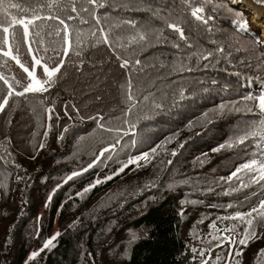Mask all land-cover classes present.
<instances>
[{"label":"trees","instance_id":"obj_1","mask_svg":"<svg viewBox=\"0 0 264 264\" xmlns=\"http://www.w3.org/2000/svg\"><path fill=\"white\" fill-rule=\"evenodd\" d=\"M11 4L27 8L26 18L36 9L69 27L65 33L59 20L35 21L43 42L33 33L31 47L65 64L47 92L8 96L0 111V264H206L216 258L213 250L229 246L226 235L242 232L243 239L246 223L221 218L247 213L264 200V181L252 182L264 164V133L237 142L245 129L264 121V58L259 30L239 8L244 0H97L102 7L88 0H4L0 19L17 13ZM194 7L203 9L202 20L191 15ZM153 39L162 51L147 56L141 49ZM20 47L30 67L29 45ZM124 61L127 68L120 67ZM36 74L45 79L41 67ZM0 75L15 91L23 90L16 80L28 81L15 60L2 55ZM7 94L0 80V102ZM89 117H102L103 127ZM146 135L151 155L145 164L130 163L144 156L136 142ZM220 145L225 147L214 151ZM157 163L158 186L120 188L134 169L139 175ZM73 172L81 174L69 180ZM200 173L199 187L191 180ZM157 189L163 193L157 202H144ZM186 195L202 199L188 200L186 209ZM263 226L264 219L256 218V235L246 246L238 239L244 264H264ZM123 244L130 247L119 259ZM32 252L39 255L26 263Z\"/></svg>","mask_w":264,"mask_h":264},{"label":"snow or ice","instance_id":"obj_2","mask_svg":"<svg viewBox=\"0 0 264 264\" xmlns=\"http://www.w3.org/2000/svg\"><path fill=\"white\" fill-rule=\"evenodd\" d=\"M39 2V0H37ZM259 3L264 4V0H258ZM88 3L90 5H96L97 7H102L103 5H98L97 0H88ZM12 8L18 9L17 13L15 15H11L10 19H0V55L3 57H6L11 60H15V62L19 65V67L23 70L24 73L27 74V78L29 80V83L26 85L22 84L21 81L16 80V84L20 85L22 87V91H15L14 85L9 83V80L3 76L0 75V80L4 81V83L8 86V94L3 98V102H0V111H4L5 106L8 104V96L17 95V96H23L28 93H44L47 92L55 83V77L57 73L61 71V68L65 64V60L61 58L59 61H56L54 58L49 57L48 59H45L44 57L39 55L38 49H33L31 47L32 43H36V41L33 39V33L35 36L40 37V42H43V37L41 36V33L39 31H35L37 25L35 24V21L37 20H46V19H52V20H59V23L61 25L65 26V33H67V29L69 25L66 24L65 19L61 18L60 16L56 14H50L47 17H41L36 9L32 10V15L30 18H26V13L28 12L27 8H21L19 4H11ZM46 7H53L52 4L45 5ZM0 8H4V0H0ZM5 13H7V9H4ZM71 11L73 13L78 12V9L76 8L75 4L73 3ZM84 11H87V9H84ZM203 12L202 8L194 7L191 10V15L197 19L202 20L203 17L201 13ZM68 20L74 19L73 16L69 15L67 17ZM83 23H87V21H82ZM99 22V21H97ZM170 27L174 28L176 31H181L179 28L176 27V25H169ZM238 28L241 31L246 30L247 28V22L243 21L238 23ZM22 29V31H21ZM56 35H60L59 30H57ZM181 35L183 33L181 32ZM143 39V37H141ZM65 40H67V36H65ZM21 42L24 44L29 45L28 47V54L32 56V64L29 67L25 62H22L20 58V52H21ZM44 51L46 52L47 49L45 48ZM64 55H68V49H64ZM139 63V61H137ZM42 67L43 73L47 77L46 79H40L36 74V69ZM121 68H127L128 67V61H124L120 65ZM15 80L16 78L13 77ZM129 100L132 99L131 96L128 97ZM245 99H250L255 101V97H246ZM224 105H221V108H223ZM259 109L261 113H264V95L259 96ZM52 110L49 109V112ZM89 119L96 120L98 125L100 127H103V125L100 123V120H102V117H89ZM262 133H264V121L261 122L259 128L253 127L249 129H245L243 134H241L237 142L240 144H243L246 140L249 139V137H256L261 136ZM47 135V133H46ZM264 138V136H262ZM228 147H231L232 144L229 143L227 145ZM41 148L44 147L43 144L40 145ZM225 147V145H220L217 149H214V151H219L221 148ZM104 152L109 151L108 148H105L103 150ZM154 151V149H153ZM103 154V153H101ZM145 156H150L151 153H144ZM175 155V153H174ZM140 157H136L133 161L138 164ZM255 164V161L252 162V164L245 163L241 166V168H238L236 172H233L229 179L232 177L238 176V173L245 170V169H251L253 165ZM93 165H88V168H91ZM124 167H127L125 165ZM87 169H85L86 171ZM121 171H123V168H121ZM81 173L73 172L71 176L68 177L69 180H71L76 175H79ZM112 177H108L106 179H111ZM264 181V164L260 166V175L259 177H253L252 182L253 183H261ZM103 181L97 180L96 184H99ZM96 184L91 185L89 188H86L84 191L88 192L91 191L92 188L96 186ZM248 185H244V187H247ZM240 219L244 223L248 225V227L245 229V236L243 239L239 240L240 245L246 246L248 241L256 235L255 231L253 230L254 221L256 218L264 219V200H261L259 202L258 206L252 207L251 211L247 213H236L234 217H225L221 219ZM214 227V225H213ZM59 235V233L56 234V236H53L49 240L45 241L44 246L40 251H43L44 249L49 248L52 246L53 241L56 239V237ZM230 243L235 244V240H230ZM264 252V250H261ZM242 250L235 251L234 253L230 252L229 255L232 256V260L229 262V264H240V261L236 258L241 257L243 255ZM39 255V252H33L29 256V260H32L36 258Z\"/></svg>","mask_w":264,"mask_h":264},{"label":"rangeland","instance_id":"obj_3","mask_svg":"<svg viewBox=\"0 0 264 264\" xmlns=\"http://www.w3.org/2000/svg\"><path fill=\"white\" fill-rule=\"evenodd\" d=\"M171 1L178 2V0H171ZM138 4H142V2L140 1V2H138ZM117 5H120V4L117 3ZM258 8L259 7H256L257 10H260L263 13L264 9L262 11L261 10L262 7H260L259 9ZM250 20L254 24V26L259 30L260 38L264 37V28H263L264 25L262 24L263 22L261 23L260 22L261 20L260 21H255L253 16L250 17ZM262 21H264V16L262 17ZM261 29H262V31H261ZM161 35H163V34H161ZM163 36H165V35H163ZM66 43H67V41H66ZM261 48H263V51H264V46H261ZM141 50L142 51H147V56H152L154 54L160 53L162 51V47L158 46L157 45V41L155 39H153L149 44H144V46L142 47ZM42 71H43V68H42ZM43 75H44V73H43ZM44 77H45V79L47 78L45 75H44ZM136 145L141 147L143 149L142 151H144V153H147V151L151 150L154 147L153 144L151 143V138H149V135L140 136L139 137V141L136 142ZM159 152H160V148H158L154 152V155H153L154 156V160L157 159V156H158ZM144 153H141V154H144ZM139 157H140V159H139L138 163L141 160L143 161L144 160L143 158H145L147 156L140 155ZM161 170H162V166H161L160 163H157L154 166L153 169H151L149 171H146V172H144L142 174H139V175H135V174H137V170L134 169L133 173H132L133 175L126 176V177H123L122 179H120V181H119L120 188H128V189L136 190L141 184H145L143 186V187H145L147 183H151V184L147 185V188H150V187H153V186L154 187L158 186L159 182H160V179H161ZM135 176H138V177H135ZM201 176H203V173H200L199 175H194L192 177L191 183H195L197 186L200 187L199 184H200ZM216 183H217V179H216L215 176H213L211 178V182L209 184L214 186V185H216ZM152 184H154V185L152 186ZM153 193L154 194H152L150 192L147 193V195L144 198L145 201L144 200L143 201L144 202H149V203H155V202H157V198L161 197L162 194H163L162 191L159 193V189L155 190ZM201 199L202 198H196L193 195H186L185 196V203L181 207H184V208L187 209L188 208V200H201ZM204 200L208 201L210 206L211 205H215L214 200H212V199L204 198ZM228 213H226V214H228ZM55 228L57 230V226H55ZM242 234H243L242 232H234L231 235H226V240H227V243H228L229 246L220 247V250H213V253L216 255V258L214 260L209 261L206 264H229V262L232 260V256H230L229 253L230 252L234 253L235 251L242 250V247H239L238 244H237L238 239H240L242 237ZM186 236H191V230L190 229H187ZM261 238L263 240V237H261ZM230 240H235L236 243L232 244V243H230ZM129 247H130L129 245L123 244V251L120 253V258L119 259H124L126 257L125 251L128 250ZM259 253H261V252L260 251H256V252L253 253V255L257 256V255H259ZM29 256H28V258L26 260V263L29 261ZM236 259H238L240 261V264H244L243 263V260L245 259L244 257L241 256V257H238ZM119 261H121V260L117 259V261H114V262H107L106 261L104 264H118Z\"/></svg>","mask_w":264,"mask_h":264},{"label":"bare ground","instance_id":"obj_4","mask_svg":"<svg viewBox=\"0 0 264 264\" xmlns=\"http://www.w3.org/2000/svg\"><path fill=\"white\" fill-rule=\"evenodd\" d=\"M244 4H245V7L247 8V10H249L252 14H253V17L255 19V21H260L263 25H264V21H262V12L260 10H257L256 7L257 6H254L253 3H250L249 0H244ZM259 9V8H258ZM264 28V26H263Z\"/></svg>","mask_w":264,"mask_h":264},{"label":"clouds","instance_id":"obj_5","mask_svg":"<svg viewBox=\"0 0 264 264\" xmlns=\"http://www.w3.org/2000/svg\"><path fill=\"white\" fill-rule=\"evenodd\" d=\"M255 5V4H254ZM255 6H257V5H255ZM257 7H262V6H257ZM239 8H241V9H243V10H245V11H247L248 12V14H249V19H250V17L251 16H253V14L249 11V10H247V8L245 7V5L244 6H239ZM263 7L261 8V10L263 11ZM262 15L264 16V11H263V13H262ZM262 16V17H263ZM250 22H251V20H250ZM252 23V22H251ZM253 24V23H252ZM254 25V24H253ZM261 31H262V29H261ZM261 46H264V37H262V38H260V33H259V46H258V49L261 51V53H262V56H263V58H264V51H263V48H261Z\"/></svg>","mask_w":264,"mask_h":264}]
</instances>
